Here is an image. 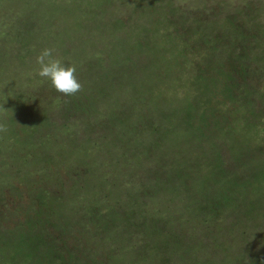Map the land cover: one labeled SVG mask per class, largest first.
Returning <instances> with one entry per match:
<instances>
[{"label":"rangeland","instance_id":"374dc122","mask_svg":"<svg viewBox=\"0 0 264 264\" xmlns=\"http://www.w3.org/2000/svg\"><path fill=\"white\" fill-rule=\"evenodd\" d=\"M69 1L77 3L68 5ZM69 1L63 0L62 3L68 6L63 8L59 15L55 13L53 16L48 12L50 8L47 1L40 0L38 2L40 7L37 10L38 14L32 17L35 27L28 34L13 26L18 25L21 19L27 22L30 11L37 9V0L33 1L32 5L30 3V6H25V0H0V123L6 124L8 129L6 133H0V212L3 218L2 223L4 226L15 228L19 222H24L25 216L28 215V208L34 207L36 211L38 210L40 202L37 192L40 187L38 181H42L47 176L53 178L52 180L58 184L57 186L54 185L52 192H56L58 196L63 195L59 203L64 206L58 207L59 205L54 203V208L49 209V214L40 213L39 215L50 222L49 233L58 237L60 241L62 240L60 243L69 240L71 245L73 244V252L78 253L80 257L83 255L82 258L85 259L91 255L95 264L97 260H104L103 264H117L121 258L124 261L123 264H163L165 254L159 253V257H154L150 243L149 247H146L139 255L136 254L138 252L136 248L139 251L141 248L137 243L140 240L137 232L141 231L142 226L149 228L151 223L154 226L155 220L149 221L146 216L141 218L140 214L135 211L131 213L132 210L130 212L127 206L130 201L128 195L120 198V208L124 209L125 213L116 214V211L113 212L114 217L108 223L101 224L99 228V231L103 232L101 235L91 231L93 224L88 221L90 220L88 218L86 219L87 227L90 230L83 225L78 230L75 229L69 236L70 227L65 218L69 216L70 220H76L75 216L79 215L80 212L76 208L80 206L79 202H81L78 198L81 191L75 187H72L71 190L69 182H72V177L75 179L78 176L76 172L81 171V184L85 183L86 193H90L93 189H105L100 204L112 203L110 200L115 197L114 192L112 194L114 186L121 188L125 185V190L134 189L135 191L136 188L142 194L149 191L151 197L146 199L152 201L151 207L155 206L154 213L158 212L157 208L160 205L168 207L169 203L165 201L168 195L164 193V189H171L172 183L174 186L175 182L169 179L167 176L169 171L167 172L165 170L167 167L164 168L163 165L170 166L172 164L174 161L172 154L180 159L181 155L178 154V149L175 151L173 145L168 147L164 144L161 151L166 152V154L151 150L148 153L150 156L149 165L143 168V166H139V163L135 167L138 154L141 155V149L145 148H141L134 141L130 143L129 137L132 136V132L129 133L130 135L128 133L122 134V137L118 138L120 141L110 140L109 136H105L108 131L101 127L102 118H105L108 111L113 108L117 109L118 104L137 103L138 106L136 107L138 108L134 110L132 122L141 128V133L138 132L139 139L148 140L154 134L148 123L160 111L157 101L160 102V106L167 108L172 104L183 105L186 97L194 93L196 85L194 86L192 75L197 76L198 67L207 71L208 74H204L206 76L219 77L221 76L219 72L233 68V60H241V58L238 60L234 58L233 52L243 55V50L238 49L236 43L233 42L234 40L227 37L224 41L228 45L226 52L219 49V54H214V50L211 48L206 51L205 48L211 44L204 43L198 35L189 37L182 31V25L178 24L180 22L178 19L187 20V22H190L191 19L181 15L180 12L178 16V9L173 10V8L188 7L194 10L201 6L204 14L200 16L201 18H210L212 15L216 19H223L221 23L225 21L229 13H235L238 9L243 12H246L244 11L246 7L248 10L254 9L252 12L257 15V19L253 22L252 34L260 36L264 33L261 27H264V0H206L208 3L206 6L202 2L204 0H155L153 9L158 13L153 11L154 17L150 22L147 19L144 21V18L141 20L137 18L138 12L146 10L145 7L134 10L135 4L127 3V0H123L122 4L120 0H103L116 10H109L111 15H106L100 21L88 19L85 13L89 10V6H87L89 2L96 4L99 2L98 0ZM146 2L147 0H144L139 3L144 5ZM250 6L251 8H249ZM132 7L134 11H132ZM142 12L140 15L144 17ZM117 15L122 18V24L126 23L124 27L122 25L119 28L112 26L113 19ZM49 16H53L55 21L50 33L47 31L50 28L42 24V21ZM139 20L146 26L138 27ZM251 21L248 22L249 25ZM12 23L14 24L12 25ZM225 30H227L226 26L222 27L218 34L223 35ZM229 34L227 30L226 35ZM149 38L152 42L148 43L150 47L143 45L144 53L138 43L147 44ZM185 40L188 42L186 52L176 46ZM252 40L253 37L250 42L255 44ZM186 41L184 42L185 45ZM215 41V45H218V41ZM153 42L158 45L153 44ZM200 43L204 46L206 55L203 58L190 56L189 53L193 47L198 46L199 48L195 49L201 50ZM44 48L54 49V57L60 59L62 63L66 62L76 66L78 81L82 85V90L78 92L80 96L76 97V100H82L87 105L86 108L90 110L89 112H86V109L81 110L83 116L78 110H75L76 108L72 103L68 102L70 96L57 92L47 79L36 75V70L39 68L36 57ZM177 51L183 57L178 56L177 59L169 63L166 62L165 58L160 59L162 54L170 57L168 59H172ZM229 51L230 55H228ZM156 53L160 57L154 59L152 63L151 59L153 56H157ZM129 63H135L138 66V68L135 67L138 75H133L136 90L129 84L131 82L126 81L129 80L126 78L127 76L122 77L121 70H126L131 66ZM219 69L223 70L218 72ZM105 72L110 73L109 76L115 75L123 79L120 78L117 86L116 83L108 84L106 88L108 94L103 100L101 99L98 110L92 109L94 103L92 100H100V97L99 94H96L97 89H93L94 86L90 85L96 80L102 79ZM151 74L153 76L148 77ZM103 80L110 81L111 77L103 78L101 83ZM257 80L259 87L264 90V71L257 77ZM122 81L125 83L120 84ZM119 86L121 88H118ZM221 86L223 87L224 84ZM260 97L261 110H264V96L261 95ZM202 100L204 102L203 108H205L206 101L210 103L208 106L216 109V113L229 116L230 125L233 127L232 133L237 139L248 141L254 146L264 147V111L260 117L254 118L250 114L248 106L244 105L247 99L243 96L238 98L239 102L225 99L220 91V85L214 95H208ZM69 103L70 105H68ZM32 112V119H36L34 120L36 126H33L31 120ZM64 113L67 114V117ZM47 115L50 121L56 122L57 127L52 124L53 122L48 121ZM155 119L157 120V117ZM248 121L256 122L261 131L257 134L253 130V122L248 125ZM63 123H67V125H63ZM86 123L88 124L86 125ZM91 124L95 126L93 133L90 131L89 125ZM38 128L42 129H40L41 134L36 131ZM124 129L121 128L122 133ZM50 133H55V136L50 135V144L53 150L49 154L50 160L45 162L46 170H44L43 167L42 169L38 168L42 164L38 163L37 158L43 160L49 155H46L47 152L44 150L32 145L33 142L31 143V141L34 137L31 134L37 136L38 139L45 138L46 140ZM69 134L77 138V144L70 143ZM224 136L227 137L226 134ZM89 138L92 141H89ZM227 148L228 146H225L221 151L229 162L230 152ZM116 149L119 152H116ZM34 151H37L35 156L32 154ZM25 153H29L32 158L28 166L21 162L24 157L19 156ZM259 153L256 151V159H259L261 155ZM13 154L18 155L16 159L21 162L20 167L17 162L12 163ZM187 158L182 159V163ZM248 165L249 161H246V165L240 167V170L248 169ZM18 168L21 171L18 170V173H13V170ZM37 169L39 170L37 171ZM198 180L200 181V179ZM192 181V178L186 182L182 180L179 187L184 193L181 191H174L173 193L175 195H193L188 186L192 184ZM242 181L247 182V179L242 177ZM48 182L50 183L49 180ZM236 182L238 183L237 179ZM65 191H68V194L64 195ZM89 201L85 203L88 204ZM31 203L33 207L30 206ZM140 205L142 206L141 202ZM172 207L173 203L170 204L169 210H172ZM59 211H63L65 214L63 215ZM173 220L171 217L165 219L161 223L162 228L170 227ZM192 220L197 219L193 217ZM58 222L64 230L59 228ZM158 225L157 222L155 226ZM245 225L247 230L254 228L253 218H248ZM150 234H153L152 230H150ZM251 235H253L252 231ZM235 236L239 238V231ZM207 239L213 240L212 235H209ZM156 240L161 241L163 238L157 236ZM216 240L220 243L223 242V238L220 237ZM128 244L131 248H136L134 250L130 248L127 251L128 248L125 247ZM202 247L204 254L208 253L210 256H216V258L221 257L219 251L210 247L208 241H205ZM87 248L91 249V252ZM236 249L238 248L236 247ZM213 259L208 264H213Z\"/></svg>","mask_w":264,"mask_h":264},{"label":"trees","instance_id":"16d2710c","mask_svg":"<svg viewBox=\"0 0 264 264\" xmlns=\"http://www.w3.org/2000/svg\"><path fill=\"white\" fill-rule=\"evenodd\" d=\"M33 1L35 0H25V6H30V3L32 5ZM46 1L50 8L48 12L53 16L55 13L59 15L62 9L70 5V3L73 5L77 3L68 0L69 3L65 6V4L62 3L63 0ZM98 1L99 2L96 4L91 1L87 4L89 10L85 13L90 20L100 21L104 19L106 15L110 14L109 10H116L103 0ZM120 1L122 4L123 0ZM142 1L144 0H127V3H134V10L145 7L146 10L143 12L141 11L144 17L140 15L141 12H138L137 18L140 20L144 18V21L147 19V21L150 22L154 17L153 11L155 9H153V7L155 0H147L144 5L143 3H139ZM38 2H40V0H37V9L30 11L27 22L21 19L18 25L13 26L14 28L30 34L35 27L33 26L35 24L32 22V17L38 14L37 10L40 9ZM202 2L204 6L208 4L206 0ZM148 7L150 8L148 9ZM249 8H251V6ZM177 9L178 16L180 12L181 15L191 19L190 22L178 19V21H180L178 24L182 25L181 30L189 37L191 35H198L204 43L211 44V46L205 48L206 51H209L211 48L214 50V54H219V49H223V51L226 52L228 45L224 43V41L227 37L234 40L233 42L236 43L238 49L243 50V55L233 52L234 58L237 60L241 58V60H233L232 69H219L218 72L223 70L219 72L221 74L219 77L206 76L204 74H208L207 71L204 69L201 70V68L198 67L196 71L198 72L197 76L192 75L195 83L194 86L196 85L194 93L186 97L183 105L176 106L172 104L167 108L165 106H160V102L157 101L156 103H159L160 111L159 114L155 116L157 120L154 117L153 120L148 123L153 130L152 133H154L148 140L139 139L138 132L141 133V128L138 124L132 122V116L135 113L134 110L138 108L136 107L138 106L137 103H125L122 105V103L118 104V100H116L118 108H113L111 111H108L105 118H102L101 127L105 128V131H108L105 136H109V139L112 141L118 140V138L122 137V134H129L132 132V136L129 137V139H131L130 143L134 141V143H138L141 148H145L143 150L141 149V155L138 154L135 167L139 163V166H143V168L149 165L150 156L148 153L151 152V150H155L156 153L160 151L161 154H166V152L161 151L164 144L168 147L173 145L175 151L178 149L177 152L181 155L180 159L172 154L174 158L172 164L170 166L163 165L164 168L167 167L165 170H167V172L169 171L168 174L166 172L169 179L175 182L174 186L172 183L171 189H164V193L168 195L165 201L168 202L169 205L168 207H164L163 205L158 206V212L154 213L153 211L155 210L153 209L155 206L151 207V205H153L152 201L147 200L151 197L149 191H147V193L143 192L142 194L138 192L136 188L135 191L134 189L125 190V185L121 188L114 186L112 194L114 192L115 197L110 200L112 203L100 204L102 201L101 196L105 194V189H93L90 193H86L85 183L81 184V171H78L76 172L78 176L75 179L72 177V182H69V185L71 186V190L72 187H75L77 190L81 191V193L78 194L79 201H81L79 202L80 206L76 208L80 212L79 215L75 216L76 220H70L69 216L65 218L70 227L68 235L73 233L75 229L78 230L79 227L83 225L90 230V228L87 227L88 222L86 219L88 218H90L88 221L93 224V230L91 231L101 235L103 233L99 231L101 224L108 223L110 219L114 217L113 212L116 211V214L125 213V210L120 208V198L128 195L130 201L127 203V206L130 212L132 210L131 213L135 211L140 214L141 218L146 216L149 221H151V219L155 220L153 222L154 226H152V223L149 225V228L142 226L141 231L137 232V236H140V240L137 241L141 246L140 251L138 248L132 247L133 250L134 248L138 250L136 253L137 255L146 247H149L150 243L154 257H159V253L165 254V256H163L165 257L163 258L165 260L163 264H208L213 258V264H264V147L254 146L249 144L248 141L237 139L232 133L233 127L230 125L229 116L216 113V109L212 106H208L210 103L206 101L205 108H203L204 102L202 100V98L208 95H214L217 87L220 85V91L225 99L239 102L238 98L243 96V98L247 99L244 105L248 106L250 114H252L254 118H258L262 115L264 110H261L262 106L260 105L262 104L260 96H264V90L259 87L257 77L264 71V33L260 36L252 34L253 22L256 21L257 15L252 12L254 9L248 10L247 7L246 10H244L246 12L238 9L235 13H229L223 23H221L223 19H216L212 15L210 18H201L200 16L204 15L201 6L194 10L188 7L173 8V10ZM134 10L132 7V11ZM53 16H49V18L42 21L43 25L50 28V30L47 29L49 33L52 31L51 27L55 22ZM140 20L138 21V27L146 26L143 22L140 23ZM250 20L252 21L249 25L248 22ZM13 24L14 23H12V25ZM120 25L124 27L126 23L122 24V18L117 15L113 19L112 26L119 28ZM224 26H226L229 31V35H226L227 30H225V32L223 31V35L218 34ZM261 27L264 31V27ZM252 37V41L255 44L250 42ZM215 40L218 41L220 46L219 44L215 45ZM151 42L152 40L149 38L146 42L147 44L138 43L139 47H142V52H144L143 45L144 47L145 45L150 47L149 44ZM184 42H179L176 46L186 52L188 50V42L186 41V45ZM153 44L158 45L155 42H153ZM195 48L199 47H193L192 50H190V56L203 58V56L206 55L204 46L201 45V43L200 51H197ZM164 53L166 52L164 51ZM179 53L177 51V54L172 56V59H168L170 57L164 56L163 54L160 57L156 53L157 56H153L151 60L153 63L154 59L160 57V59L165 58L166 62L169 63L177 59L178 56L183 57ZM228 55H230V51ZM127 57L129 58V56ZM63 63L67 65L66 62ZM129 64L131 65L129 66L130 68L128 67L126 70H121L122 77L127 76L126 78L129 80L126 81H128V83L131 82L129 84L136 90V83H134L133 75H138V72L135 70V67L138 68V66L135 63ZM109 75L110 73L105 72L102 79L111 77L110 81L103 80V83H101L102 79H98L95 83L90 85L94 86L93 89H97L96 94H99L100 97V100H92L94 102L92 104V109L98 110L101 99L103 100L108 94L106 90L108 84L112 85L116 83V86L119 84L121 77ZM152 76L153 74L148 77ZM122 79L123 78H121V80ZM124 81L120 82V84H124L126 82ZM221 84H224V86L222 87ZM118 88H121V86ZM78 96H80L78 93L74 96H70L68 102L72 103L76 108L75 110H78L83 116L81 110L86 109V112L90 110L86 108L87 105H85L82 100H76ZM70 103L68 105H70ZM35 108L37 107L35 106ZM66 115L67 114H65V116ZM31 116L33 126H36L34 121L36 119H32L33 112ZM47 119L49 122H53L52 124L57 127V124H55L56 122L50 121L48 115ZM251 122L253 121H248V125H251ZM87 124L88 123H86V125ZM63 125H67V123H63ZM89 126L90 131L92 133L95 132V126L92 124ZM122 127L125 128L123 133L121 131ZM252 127L257 134L261 131L256 122H253ZM38 129L36 131L41 134V128ZM225 134L227 137L224 136ZM31 135L34 137L32 138L33 141H31V143L33 142L32 145L44 150V152H47L46 155H49L50 151L53 150L50 144V137L55 136V133L48 134L46 140L45 138L38 139L34 134ZM179 136L181 137L178 138ZM253 136L255 137L254 134ZM69 137L70 143L77 144V138L75 136L73 137L72 134H69ZM89 141H92L91 138H89ZM94 142L95 140L93 143ZM225 146H228L227 149L230 152L229 162L225 159L224 155H222L221 150ZM256 151L261 154L259 159L255 157ZM116 152H119V150L116 149ZM36 153L37 151H34L32 154L35 156ZM19 156L24 157L21 161L23 164L27 166L30 165V160L32 158L29 153ZM17 157V154H13L12 163L17 162V165L20 167L21 162L17 161ZM186 157L188 158L182 163L181 160ZM49 160L50 155L43 160L37 158L38 163L42 164L38 166V168L42 169L43 167V169L46 170L44 165L45 162ZM246 161H249V168L247 167L248 169L245 168L241 171L240 167L242 168L243 165L245 166ZM18 170L19 168L13 170V173H18ZM38 170L39 169H37V171ZM20 171L21 169L19 172ZM242 177H245L247 182H243ZM189 178L193 179L192 184L188 185L193 195H175L173 193L174 191H181L184 193L179 185L182 183V180L186 182ZM52 179L53 178H48L46 176L42 181H38L40 185L37 191L40 200L38 210L36 211L31 203L30 206L33 208H28V215L25 216L24 222H19L15 228L4 226L0 212V264H95L91 255L85 259L82 258L83 255L80 257L78 253L76 254V252H73V244L71 245L69 240L60 243L62 240L60 241L58 237L49 233V228L51 226L50 222L46 221L42 216L40 217V213L49 214V209L54 208V203L59 205L58 207L64 206L59 203L63 195L61 194L58 196L56 192H52L54 185H58ZM198 179H200V181ZM8 183L10 182L8 181ZM65 194H68V191H65L64 195ZM86 201L90 203L86 204ZM171 203H173V207L172 210H169ZM59 212L63 213V211ZM259 213H261L260 216ZM64 214L65 212L63 215ZM170 217L174 219L170 227L166 229L162 228L161 223ZM193 217L197 220H192ZM251 217L254 220L255 227L252 229L248 228L247 230L245 224L247 223V219ZM157 222L159 225L155 226ZM59 224L58 222V225ZM59 228L64 230L62 225ZM150 230L153 231V234H150ZM237 231H239V238L235 236ZM251 231L253 235H251ZM209 235H212L213 240L207 239ZM157 236L162 237L163 240H156ZM218 237L223 238L222 243L216 240ZM74 238L75 236L73 239ZM205 241L209 242L210 247L219 251L221 254L220 258L210 256L208 253H203L202 245ZM142 246L144 247L143 249ZM236 247L238 249H236ZM125 248H128L127 251H129L131 246L128 244ZM87 250L91 252V249L87 248ZM103 262L104 260H97L96 264H103ZM123 262L121 258V261H117V264H123Z\"/></svg>","mask_w":264,"mask_h":264},{"label":"clouds","instance_id":"9594fccd","mask_svg":"<svg viewBox=\"0 0 264 264\" xmlns=\"http://www.w3.org/2000/svg\"><path fill=\"white\" fill-rule=\"evenodd\" d=\"M54 49L44 48L36 57L39 68L36 75L47 79L52 87L65 96H74L82 90V85L76 76V66L74 64H64L60 59L55 58ZM7 125L0 123V133L7 132Z\"/></svg>","mask_w":264,"mask_h":264}]
</instances>
